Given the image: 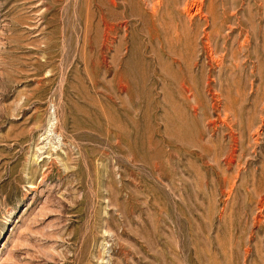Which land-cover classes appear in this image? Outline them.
I'll list each match as a JSON object with an SVG mask.
<instances>
[{
    "label": "rangeland",
    "instance_id": "1",
    "mask_svg": "<svg viewBox=\"0 0 264 264\" xmlns=\"http://www.w3.org/2000/svg\"><path fill=\"white\" fill-rule=\"evenodd\" d=\"M0 264H264V0H0Z\"/></svg>",
    "mask_w": 264,
    "mask_h": 264
}]
</instances>
